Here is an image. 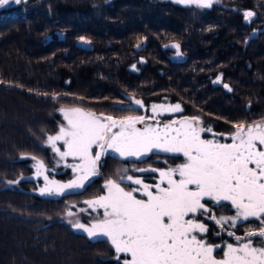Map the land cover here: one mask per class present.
I'll return each mask as SVG.
<instances>
[{"label":"trees","instance_id":"1","mask_svg":"<svg viewBox=\"0 0 264 264\" xmlns=\"http://www.w3.org/2000/svg\"><path fill=\"white\" fill-rule=\"evenodd\" d=\"M228 1L196 9L155 0H26L0 10V264H121L124 255L116 260L107 238L75 230L67 211L96 199L108 180L132 188L119 179L124 169L134 174L126 165L160 166V158L173 164L156 152L139 160L108 154L83 189L39 195L23 177L31 172L28 157L51 165L43 141L57 130L60 108L119 117L140 115L134 105L135 111L120 110L130 97L146 107L166 98L183 109L174 115L199 117L202 125L211 120L232 131L239 123L264 122V0ZM205 203L217 217L236 211L228 202ZM203 222L219 256L259 225Z\"/></svg>","mask_w":264,"mask_h":264},{"label":"snow or ice","instance_id":"2","mask_svg":"<svg viewBox=\"0 0 264 264\" xmlns=\"http://www.w3.org/2000/svg\"><path fill=\"white\" fill-rule=\"evenodd\" d=\"M9 2L0 0V7ZM176 2L211 8L215 0ZM11 3L20 4L21 0H11ZM244 15L251 18L253 13L248 11ZM172 47L179 50L180 46ZM224 87L229 88L227 84ZM129 99L128 108L121 111L144 109L150 115L116 119L81 108L60 109L67 125L59 127L56 135L47 136L46 142L60 161L65 162L64 166L73 170L76 178L65 184L50 181L45 174V164L37 160L36 175H43L45 181L40 194L63 195L65 191L83 189L91 177L99 174L98 162L109 153L114 158L124 159H142L153 152L182 155L186 162L175 168L132 170L158 171L159 183L156 184L127 175L128 169H124L125 174L119 179L137 187L126 191L117 180H108L104 185L106 195L85 201L102 219L90 224L79 220H69V223L90 238L106 237L114 248L116 260H121V254L130 257L121 264H264V148L257 147L258 144L264 146V123L236 124L235 133L227 137L232 142L222 143L202 138V133L213 136L216 133L211 127L201 126L199 117H184L162 124V115L183 111L179 103L146 107L140 99ZM69 157L78 163H67ZM137 193L146 199L137 198ZM205 200L219 207L228 202L235 208V215L217 217ZM67 215L72 217L74 213L69 211ZM205 218L221 227L227 224L234 228L238 222L250 219L259 221V225L247 231L238 246L227 244L222 258L216 259L213 253L219 245L209 244L205 239L204 234L208 232L203 222ZM227 234L238 242L242 239L232 231ZM253 237L259 239L253 241Z\"/></svg>","mask_w":264,"mask_h":264},{"label":"rangeland","instance_id":"3","mask_svg":"<svg viewBox=\"0 0 264 264\" xmlns=\"http://www.w3.org/2000/svg\"><path fill=\"white\" fill-rule=\"evenodd\" d=\"M26 0H21V3L25 2ZM155 1H171V2H174V3H177L176 0H155ZM20 3V4H21ZM180 4H183V5H189V4H184V3H180ZM19 4H15V3H11V0L9 2V4L3 6V7H0V10L1 9H4L6 7H12V6H17ZM191 5H195V4H191ZM140 62H144L143 60H140ZM132 69H135L133 67V65L131 66ZM136 70V69H135ZM170 104V105H174L176 104V102H172L171 100L169 99H166V98H163L161 100H156V101H151V104ZM135 106V105H134ZM149 106V107H150ZM136 107V106H135ZM62 108H68V107H62ZM60 108V109H62ZM73 108H78V107H73ZM82 109V108H81ZM84 110V109H83ZM85 112H89L87 110H84ZM139 112H140V115L142 114H147V115H150V113H146L144 111V109H139ZM94 113V112H92ZM59 114H60V122H59V125H58V128L55 132H52V133H48L45 135V138H44V141L43 143L45 144V146L48 148V151L51 153V159L53 160L51 165H46L45 163V166L47 168V171H46V175L48 176L49 180L50 181H55L59 184H65V183H68L69 181L73 180L76 178V174L73 172V170L71 168H67L64 166V163L63 161H60L59 159V156L52 150V148L47 144L46 142V139H47V136L49 135H56L58 133V129L59 127L61 126H66L67 125V121L64 119V116L63 114L61 113V111L59 110ZM97 114V113H95ZM175 113H172V114H169V115H162L160 117V120H161V123L163 124L164 122H170L172 120H178V119H182V117L180 118L178 115H174ZM99 115V114H97ZM128 115H134V113H129L127 115H122V116H119V117H115L113 116L114 118L116 119H119V118H123L125 116H128ZM165 118V120L163 119ZM164 122H163V120ZM261 122H258V124H260ZM264 123V122H262ZM206 124V125H205ZM203 127H211L213 132L216 133L215 136H213L211 133H208V132H205V133H202V138L203 139H214V140H219L220 142L222 143H231L232 141L230 139H228L227 137H229L231 134H234L235 131H236V128L233 129L232 131H228L226 130L224 127L221 128V127H216L217 126V123L215 124L213 121L209 120L207 122H204V125H201ZM138 127H142L140 125H138ZM61 147V150H64L63 146L62 145H58ZM258 148H264V146H261V145H257ZM96 149H93V152L95 153ZM155 153V152H154ZM156 153H160V154H164V155H168L170 157H172L174 160H173V164L169 163L168 161L164 160L163 158H160V159H156V161L160 164V166H153V167H143V168H157L158 170H167L169 168H175L177 167L178 165H180L181 163H184L186 162V158L183 157L182 155H176V154H171V153H165V152H156ZM109 154H112V153H109ZM144 158V157H143ZM28 159H30V168H31V172L29 175H26V176H22L23 178L25 179H30L32 181L35 182L36 184V193L41 195L40 194V189L42 187H44L45 185V181H44V178H43V175L37 177L36 175V161L39 160V159H36V160H33L31 159V157H28ZM124 159V158H122ZM139 160V159H135V158H128V159H125V160ZM41 161V160H39ZM67 163H70V164H74V163H78V161H75L73 160L71 157L68 158L67 160ZM126 167H129L130 169H136V168H141L139 166H133V165H126ZM61 173H64V174H61ZM153 172L151 171H148V172H135L134 171V174H130L128 173L127 175H133L134 177H139V178H143L144 179V182L147 183V184H156V183H159V172L157 171L156 173V176H154L152 174ZM155 173V172H154ZM60 174V175H59ZM59 175V176H58ZM157 181H155V180ZM87 183V182H86ZM85 183V184H86ZM131 183V182H129ZM132 185V188H135L137 187L136 185L134 184H130ZM131 189V188H130ZM128 188H125V190H130ZM80 190V189H79ZM71 191H76V190H71ZM66 192H70V191H65ZM107 194V189L105 188V191L99 195V196H102V195H106ZM137 195V198H142V199H146L145 197H142L140 196L139 193L136 194ZM43 196H49V197H60L61 195H43ZM98 196V197H99ZM97 197V198H98ZM233 207V206H232ZM83 209V211H82ZM69 211H72L74 213V215L72 217H69L68 215L66 216V221L69 222V220H72V221H76V220H79L81 223H84V224H90V223H95L96 220L98 219H102V216L98 213V212H93L89 207L88 205H86L85 207H78V208H69ZM67 211V213L69 212ZM102 211V210H101ZM236 212V211H235ZM82 214L86 215L87 216V219H83L82 217ZM235 215V214H234ZM233 215V216H234ZM72 226V225H71ZM75 229V228H74ZM77 230V229H75ZM77 231H80V232H83L82 230H77ZM85 233V232H83ZM87 234V233H85ZM197 235L199 236L200 234L197 233ZM103 238H106V237H103ZM215 245H219V244H215ZM220 246V245H219ZM234 247L235 246H238V245H233ZM254 246H257L259 247L260 245H255ZM219 248V247H218ZM218 248H216L214 250V257L216 259H221L222 256H219V254H217V250ZM227 251V249L225 250V252ZM123 259H130V257H127V256H123L122 257V260Z\"/></svg>","mask_w":264,"mask_h":264},{"label":"flooded vegetation","instance_id":"4","mask_svg":"<svg viewBox=\"0 0 264 264\" xmlns=\"http://www.w3.org/2000/svg\"><path fill=\"white\" fill-rule=\"evenodd\" d=\"M235 3H236V0H229L228 1V4H235ZM222 4L223 5L225 4L224 0H215V2L213 3V6L211 8H206V9H212L214 7H219V6H222ZM193 6L196 7V5H193ZM196 9H198V7ZM263 13H264V10H263Z\"/></svg>","mask_w":264,"mask_h":264},{"label":"water","instance_id":"5","mask_svg":"<svg viewBox=\"0 0 264 264\" xmlns=\"http://www.w3.org/2000/svg\"><path fill=\"white\" fill-rule=\"evenodd\" d=\"M79 45L82 46V47H84V48L89 47V43H85V41H80V42H79ZM172 45H173V44H170L171 47H172ZM119 119H121V118H119Z\"/></svg>","mask_w":264,"mask_h":264}]
</instances>
